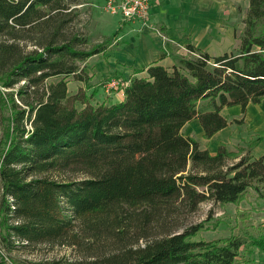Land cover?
<instances>
[{
  "label": "trees",
  "instance_id": "trees-1",
  "mask_svg": "<svg viewBox=\"0 0 264 264\" xmlns=\"http://www.w3.org/2000/svg\"><path fill=\"white\" fill-rule=\"evenodd\" d=\"M84 1L0 0V36L12 40L0 42V84L24 82L6 93L0 134V264L3 248L19 243L82 255L27 264H236L240 235L196 238L203 223L158 235L154 225L206 201L264 196V156L252 154L262 137L247 149L221 143L213 154L183 132L198 119L210 139L229 125L225 107L245 112L264 100V0H248L239 47L215 55L190 46L194 55L173 68L137 70L146 76L131 77L121 101L96 104L85 87L69 92L70 77L87 83L81 64L118 32L93 45L69 32ZM24 30L36 32L38 48L20 51Z\"/></svg>",
  "mask_w": 264,
  "mask_h": 264
},
{
  "label": "rangeland",
  "instance_id": "rangeland-1",
  "mask_svg": "<svg viewBox=\"0 0 264 264\" xmlns=\"http://www.w3.org/2000/svg\"><path fill=\"white\" fill-rule=\"evenodd\" d=\"M106 1L85 0L83 4H80L79 17L70 25L69 32H79L81 35L86 36L89 39V45L99 43L116 32L118 34L120 31L122 32L121 26L128 20L124 19L121 14H113L104 9L103 6ZM246 1L231 0L230 3L233 9L230 20L227 19L226 25L222 23L223 29H229L230 25L233 26L234 38L232 41L234 43H238V39H240L245 28L244 20L248 11ZM19 36L20 38L16 40V43H19L20 51L28 52L38 48L31 41V38L36 36V32L24 30L19 33ZM3 41L12 42L11 39L2 35L0 36V42ZM81 66H84V62ZM105 75L107 77L94 83L88 78V82L84 84L86 90L83 92L88 91L89 94L94 89H100L99 87L101 86H106L112 90L113 88L108 85L111 79L109 80L107 72ZM87 76L89 77L88 74ZM53 80L55 79H51V81ZM70 80L75 81L73 77H70ZM23 83L20 82L9 89L2 87L0 84V134L5 128L9 111L6 102L9 99L7 98L9 95L6 93L7 91L16 93ZM76 84L77 82L71 84V93L74 90L80 91L83 88L77 89ZM88 87H91L92 90H88ZM117 91H120V89H117ZM15 98L19 99L18 94H15ZM78 106L81 107V105ZM261 108L262 106L260 105L254 106L250 104L246 111L243 112L240 107H228L229 118L231 119L227 117L230 125L228 129L230 131V142L225 144H227L229 149H247L250 144H254L255 140L264 135V113L259 114V109ZM197 128L196 122H189L185 125L184 132L198 139L201 145L205 147L208 143L200 140L197 135ZM204 139L209 140L205 137ZM199 223H203V229L197 233L196 238L211 240L234 234L240 235L245 239L246 243L241 248L236 264H264V196H259L255 191L250 190L237 203L219 204L206 201L201 204L198 211L193 213L178 211L170 215L164 214L154 225V232L158 235H165L167 232L182 231L188 226ZM1 233L2 230L0 228V236ZM2 252L5 256L6 264H27L28 261H46L60 258L65 260L82 258L75 246L61 244H39L27 247L19 243L9 251L3 248Z\"/></svg>",
  "mask_w": 264,
  "mask_h": 264
},
{
  "label": "crops",
  "instance_id": "crops-1",
  "mask_svg": "<svg viewBox=\"0 0 264 264\" xmlns=\"http://www.w3.org/2000/svg\"><path fill=\"white\" fill-rule=\"evenodd\" d=\"M230 1L154 0L150 7L148 22L128 20L121 26L122 32L120 31L106 52L93 55L84 62L83 67L93 83L107 77L106 72L109 80L117 78L119 80V85L112 90L101 86L100 89L91 91L89 94H94L92 103L121 101L124 98V86L131 77L146 76V71L136 73L137 70H145L152 63L161 64L169 69L173 68L178 65V58L194 55L189 49L190 46L215 55L239 47L240 39L238 43L232 41L233 26L230 25L229 29L222 28V23L226 25L227 19L230 20L232 14L233 8ZM246 4V8H249L248 0ZM76 82L77 89L85 87V83L81 81H70L68 85L70 93L71 84ZM88 90H92L91 87H88ZM75 92L76 90L73 91ZM263 102L264 100L259 104H253L262 106L259 114L264 113ZM233 107L242 109L239 105ZM228 111L226 107L222 110V114L229 118ZM193 121L198 127V137L208 143L205 147L211 153H216L221 143L230 142V131L228 130L230 125L206 140L199 120ZM252 154L256 157L264 156V135L261 142L254 147Z\"/></svg>",
  "mask_w": 264,
  "mask_h": 264
},
{
  "label": "built area",
  "instance_id": "built-area-1",
  "mask_svg": "<svg viewBox=\"0 0 264 264\" xmlns=\"http://www.w3.org/2000/svg\"><path fill=\"white\" fill-rule=\"evenodd\" d=\"M154 0H107L103 8L113 14H121L126 20H139L148 22L150 7ZM114 88L119 85L117 79H112L109 84Z\"/></svg>",
  "mask_w": 264,
  "mask_h": 264
}]
</instances>
